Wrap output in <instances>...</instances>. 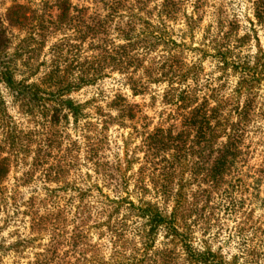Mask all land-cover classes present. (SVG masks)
<instances>
[{
  "label": "trees",
  "instance_id": "trees-1",
  "mask_svg": "<svg viewBox=\"0 0 264 264\" xmlns=\"http://www.w3.org/2000/svg\"><path fill=\"white\" fill-rule=\"evenodd\" d=\"M0 6V264H261L264 0Z\"/></svg>",
  "mask_w": 264,
  "mask_h": 264
},
{
  "label": "rangeland",
  "instance_id": "rangeland-1",
  "mask_svg": "<svg viewBox=\"0 0 264 264\" xmlns=\"http://www.w3.org/2000/svg\"><path fill=\"white\" fill-rule=\"evenodd\" d=\"M40 0H19L20 3L22 4H27L30 7H34V5L36 3H38ZM75 2V1H74ZM3 4V3H2ZM7 5V4H6ZM2 8V6H0V9ZM246 17L249 18L248 15H246ZM257 36H258V41L259 44L261 45V47H264V34L261 31V29L259 27H257ZM190 57V55H189ZM203 68L205 69V71H209L211 68V63L210 61H204L202 63ZM260 102H264V96L260 99ZM255 214L252 216V219L254 221H256V224L259 223H264V211H262V206L259 204H255L253 205ZM264 224H260L261 228H263ZM219 244H216L215 242L212 244L213 247H216V245L220 246V250L222 254H225V256L229 257L228 255H233L234 253H237V251H240L242 248H244V250H246L245 253L248 254V259L250 261H256L258 263L264 264V251H262L261 249H259L257 247V244H259V240L260 237H256V235H252V237L250 238V240L245 241V243H243L242 245H235L233 243H226V231H219ZM37 243V242H36ZM35 243V244H36ZM239 248V249H237ZM241 248V249H240ZM3 264H9L7 259H3Z\"/></svg>",
  "mask_w": 264,
  "mask_h": 264
}]
</instances>
